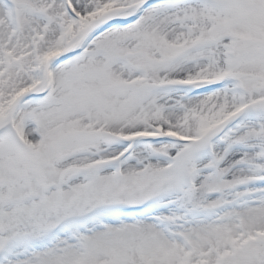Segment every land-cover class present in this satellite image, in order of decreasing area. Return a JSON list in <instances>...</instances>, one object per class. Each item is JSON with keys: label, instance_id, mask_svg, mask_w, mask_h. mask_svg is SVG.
<instances>
[{"label": "snow or ice", "instance_id": "snow-or-ice-1", "mask_svg": "<svg viewBox=\"0 0 264 264\" xmlns=\"http://www.w3.org/2000/svg\"><path fill=\"white\" fill-rule=\"evenodd\" d=\"M0 264H264V0H0Z\"/></svg>", "mask_w": 264, "mask_h": 264}]
</instances>
